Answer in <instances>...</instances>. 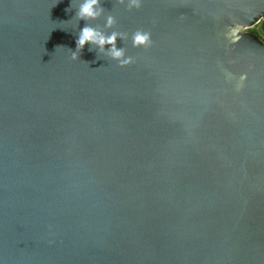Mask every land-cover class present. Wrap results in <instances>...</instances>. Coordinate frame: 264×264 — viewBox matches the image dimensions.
<instances>
[{
	"label": "water",
	"instance_id": "1",
	"mask_svg": "<svg viewBox=\"0 0 264 264\" xmlns=\"http://www.w3.org/2000/svg\"><path fill=\"white\" fill-rule=\"evenodd\" d=\"M80 2L0 0V264H264V0Z\"/></svg>",
	"mask_w": 264,
	"mask_h": 264
},
{
	"label": "clouds",
	"instance_id": "2",
	"mask_svg": "<svg viewBox=\"0 0 264 264\" xmlns=\"http://www.w3.org/2000/svg\"><path fill=\"white\" fill-rule=\"evenodd\" d=\"M121 5L126 3V0H117ZM101 0H81L78 7L76 8L75 18L77 21H91L98 19L103 13L104 9L100 6ZM142 6V0H127V8L129 10L135 8L139 9ZM72 4L69 9L71 10ZM116 24V19L112 15L106 17L105 27L111 28ZM126 33L113 31L110 35H105L103 32L99 31L97 28L85 24V26L80 29L78 38L76 39V49L71 50V59L73 61L79 59L80 52L86 45H94L101 52L105 51V46L107 48V55L114 61H117L120 67H126L135 63V59L131 56L126 55V51L123 48H118L116 46L117 39H126ZM132 47L134 48H148L152 44L151 33L144 30H136L132 36ZM60 47V46H58ZM245 76H241V80L245 79Z\"/></svg>",
	"mask_w": 264,
	"mask_h": 264
},
{
	"label": "trees",
	"instance_id": "3",
	"mask_svg": "<svg viewBox=\"0 0 264 264\" xmlns=\"http://www.w3.org/2000/svg\"><path fill=\"white\" fill-rule=\"evenodd\" d=\"M262 22H264V19H262L261 22H260L261 23L260 27L264 30V23H262ZM249 30L252 31V32H254V33H256V34H258L259 31H261V30H258L257 28L255 29L254 27L253 28H250Z\"/></svg>",
	"mask_w": 264,
	"mask_h": 264
},
{
	"label": "flooded vegetation",
	"instance_id": "4",
	"mask_svg": "<svg viewBox=\"0 0 264 264\" xmlns=\"http://www.w3.org/2000/svg\"><path fill=\"white\" fill-rule=\"evenodd\" d=\"M261 25V24H260ZM257 28V27H256ZM258 30H261V31H259V37L260 38H262L263 40H264V30L261 28V27H259V28H257Z\"/></svg>",
	"mask_w": 264,
	"mask_h": 264
},
{
	"label": "rangeland",
	"instance_id": "5",
	"mask_svg": "<svg viewBox=\"0 0 264 264\" xmlns=\"http://www.w3.org/2000/svg\"><path fill=\"white\" fill-rule=\"evenodd\" d=\"M260 22H261V21H260ZM260 22L257 23V24H256L255 26H253V27H254L255 29H256V27L259 28V27H260V24H261ZM253 27H251V28H253Z\"/></svg>",
	"mask_w": 264,
	"mask_h": 264
},
{
	"label": "snow or ice",
	"instance_id": "6",
	"mask_svg": "<svg viewBox=\"0 0 264 264\" xmlns=\"http://www.w3.org/2000/svg\"><path fill=\"white\" fill-rule=\"evenodd\" d=\"M262 23H264V22H262Z\"/></svg>",
	"mask_w": 264,
	"mask_h": 264
}]
</instances>
